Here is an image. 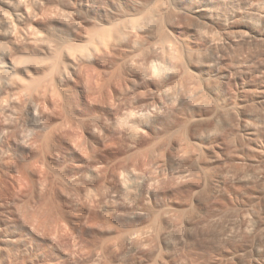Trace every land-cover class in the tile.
I'll use <instances>...</instances> for the list:
<instances>
[{"label":"rangeland","instance_id":"rangeland-1","mask_svg":"<svg viewBox=\"0 0 264 264\" xmlns=\"http://www.w3.org/2000/svg\"><path fill=\"white\" fill-rule=\"evenodd\" d=\"M137 1L0 0V264H264V0Z\"/></svg>","mask_w":264,"mask_h":264},{"label":"bare ground","instance_id":"bare-ground-1","mask_svg":"<svg viewBox=\"0 0 264 264\" xmlns=\"http://www.w3.org/2000/svg\"><path fill=\"white\" fill-rule=\"evenodd\" d=\"M154 1L155 0H138L137 2L131 3L129 7L126 8L127 10H121V12L117 15V31H113L104 26L99 27L94 32V34H91L89 36L88 41H95L99 44L112 46L115 41L120 42L122 39L124 40L126 38L129 40V44H135L136 41L134 39V33H136L135 31H142L141 28L144 29L145 26L143 24L145 23H143V20H145V17H148V19H150V17L147 15H152L150 3H153ZM14 13L15 14L13 16L15 21H19V17L21 15L18 14L17 10ZM262 16L263 14H258L259 18H261ZM6 21L8 22L7 17L4 14H0V22L6 23ZM145 22L148 23L147 21ZM120 36H123L124 38ZM119 37L121 40H119ZM15 68L16 67L12 62L6 64H2L0 62V77H2L5 82L13 81ZM16 73L18 74V71H16ZM121 192L125 195H128L131 193V190L129 189V187L123 186Z\"/></svg>","mask_w":264,"mask_h":264}]
</instances>
